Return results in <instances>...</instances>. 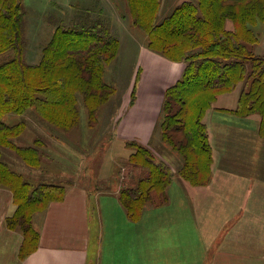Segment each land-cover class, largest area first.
<instances>
[{"label": "trees", "instance_id": "trees-1", "mask_svg": "<svg viewBox=\"0 0 264 264\" xmlns=\"http://www.w3.org/2000/svg\"><path fill=\"white\" fill-rule=\"evenodd\" d=\"M132 24L146 32L147 47L161 56L185 63L182 75L165 89L159 129L161 141L181 158L177 175L192 183L206 184L210 178L212 149L203 118L215 109L219 95L241 84L236 106L230 111L240 117L259 116L257 133L264 137V57L254 52L258 41L252 26L264 23V0H184L157 20L160 0H125ZM80 14L71 25L56 26L41 48L37 63L24 58V15L22 0H0V54L11 51L0 63V186L12 192L14 211L6 226L23 236L19 251L25 257L38 246L39 234L32 217L51 201L64 196L62 185L28 178L3 159V149L13 151L26 165L37 168L46 141L36 137L32 144L15 142L26 128L25 121L7 125L8 113L35 112L45 122L46 136L57 138L79 126L78 96L90 126L97 110L115 88L104 81V69L118 51L102 18ZM231 21L232 28L227 27ZM128 163L145 175L133 185H123L118 199L129 218H140L146 205L168 201L167 188L173 172L164 161H154L152 151L135 141Z\"/></svg>", "mask_w": 264, "mask_h": 264}, {"label": "crops", "instance_id": "crops-1", "mask_svg": "<svg viewBox=\"0 0 264 264\" xmlns=\"http://www.w3.org/2000/svg\"><path fill=\"white\" fill-rule=\"evenodd\" d=\"M160 6V10H169L173 4L161 0ZM119 18H113V22L121 23ZM139 45L136 56L145 65L146 76L137 86L129 111L123 109L127 100L119 108L120 113L112 117V137L123 138L126 147L127 142L136 141L151 150L165 89L180 77L184 64ZM131 89L130 84L128 95ZM227 97L230 96H218L219 108L236 106L237 97L233 102ZM213 111H208L204 119L212 117ZM220 113L221 136L216 138L211 127L213 142L207 125L212 149L208 182L192 185L173 175L167 188L168 201L158 206L146 205L137 220L129 218L120 199H116L123 185H133L145 175L143 171L134 178L133 173L124 172L126 167L119 168L116 187L90 195L82 182L64 184L45 179L41 162L31 170L40 174L36 178L31 174L37 181L29 176L30 180L35 185H62L64 196L33 215L38 246L20 257L23 236L6 226L7 216L14 211L12 192L0 186V264H264V138L257 133L259 116ZM249 133L251 138H247ZM217 140L221 145H214ZM174 160L175 167L164 162L177 174L182 161L177 157Z\"/></svg>", "mask_w": 264, "mask_h": 264}, {"label": "rangeland", "instance_id": "rangeland-1", "mask_svg": "<svg viewBox=\"0 0 264 264\" xmlns=\"http://www.w3.org/2000/svg\"><path fill=\"white\" fill-rule=\"evenodd\" d=\"M181 1L170 0L173 6L169 10L162 8L159 11L157 20H161L171 13L174 7L181 3ZM22 3L25 9L24 58L28 63H37L39 61L41 48L52 36L56 26L61 24L64 26L71 25L78 15L84 13H89L88 15L93 18H102L108 25L110 33L118 38L119 48L115 58L106 64L103 75L104 81L113 86L115 90L110 98L97 110L96 121L92 126H90L81 97L78 96L79 126L69 132H59L56 130L60 135H57L55 140L44 135L47 133V130L44 129L47 124L39 121L33 110H29L22 115L14 113L5 114L3 121L7 125L25 121L26 128L18 138L14 139L15 142L19 145H29L33 143L36 137L40 136L43 140L45 139L46 144L41 156L42 168L44 170L42 173L45 174L43 177L48 179V181H64V184H69V181L82 182L88 186L90 195H94L95 192L103 189L116 187L120 181L119 168L126 167L127 170L125 169L126 171L124 170V172L128 174L133 173L134 178L140 176L142 171L144 173V170L140 167H130L128 163V154L134 148L128 145L127 147L124 146L123 138L112 137V125L115 123L114 120H111L112 117L120 113H118V110L119 108L121 109L123 102L128 100V104L123 108L124 112L128 110V105L133 104L138 90L137 86L141 79L146 76V74L144 75L146 67L144 64L141 65L139 63V58L136 56V53H138L136 49L137 45L143 44L147 47L146 32L132 24L125 0H22ZM113 18L116 20L119 18L121 23L113 22ZM226 25L229 29L232 28L231 21H227ZM252 29L258 36V41L254 45V52L264 57V23L258 21L252 26ZM147 49L149 48L147 47ZM11 53V51L1 53L0 63L9 59L12 55ZM153 53L158 54L156 52ZM182 63L185 66V63ZM130 84L132 85V89L128 95ZM240 89L241 84H238L229 94L226 93L230 96L229 98H231L232 102L239 95ZM228 99L225 101H229ZM216 101V112L213 109L212 117L207 116L206 119H204L205 117L203 118L206 127L208 125L210 128L212 142L214 140L211 127L216 131V138L221 136L218 126L220 117L222 116L220 112H227L223 111V109H233L219 108L220 106L217 105L218 103L216 104ZM220 102L223 103L221 100ZM249 122H253L252 119ZM223 123L225 124L226 122ZM39 128L41 133L38 134ZM225 129L227 127L222 128V130ZM247 138H251L250 133ZM150 145L153 159L156 162L161 160L168 161L169 165L175 167L174 158L181 159L173 148L171 149L168 144L161 141L159 122L155 126ZM214 145L221 144L217 140ZM2 152L4 161L16 172L22 174L24 178H28L29 181L33 182L30 184L34 186L35 181H37L35 178L36 176H40V174L38 175L31 171L32 168L26 165L13 151L3 149ZM173 175L178 176L175 172ZM29 176L35 181L30 180Z\"/></svg>", "mask_w": 264, "mask_h": 264}]
</instances>
